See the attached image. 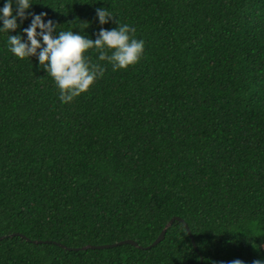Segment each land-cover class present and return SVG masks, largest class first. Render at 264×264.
<instances>
[{"label": "trees", "instance_id": "16d2710c", "mask_svg": "<svg viewBox=\"0 0 264 264\" xmlns=\"http://www.w3.org/2000/svg\"><path fill=\"white\" fill-rule=\"evenodd\" d=\"M32 3L89 36L109 7L144 54L62 103L36 57L0 34V264L264 258V0ZM172 216L196 249L178 220L149 248L58 244L144 247Z\"/></svg>", "mask_w": 264, "mask_h": 264}, {"label": "clouds", "instance_id": "9594fccd", "mask_svg": "<svg viewBox=\"0 0 264 264\" xmlns=\"http://www.w3.org/2000/svg\"><path fill=\"white\" fill-rule=\"evenodd\" d=\"M32 0H3L0 5V34L6 35L5 48L20 59L36 57L56 85L60 102H71L86 92L96 79L103 76L107 66L124 69L134 65L144 54V40L137 38L136 28L121 22L109 7L95 8L101 25L94 36L72 27L58 28L44 11H30ZM116 17L115 27L105 28L106 22ZM27 26L23 21L29 18ZM19 18V23H18ZM87 26V24H86ZM85 26V27H86ZM84 27V28H85ZM20 28L12 34L11 30ZM89 50L95 53L90 58ZM264 247V243L260 245ZM214 264H264V258L245 262L240 258L216 261Z\"/></svg>", "mask_w": 264, "mask_h": 264}, {"label": "water", "instance_id": "95a60500", "mask_svg": "<svg viewBox=\"0 0 264 264\" xmlns=\"http://www.w3.org/2000/svg\"><path fill=\"white\" fill-rule=\"evenodd\" d=\"M174 220H178L180 221L183 225H184V228L191 240V243H192V246L194 249H196V245L194 243V240H193V237L191 235V232L188 228V225L187 223L179 216H172L165 224L164 226L162 227V229L160 230L159 234L157 235V237L148 245L142 247L140 245H138L134 240L132 239H129V238H126V239H122V240H119V241H116V242H113V243H105V244H87V245H84L82 247H68V246H65L63 244H60L58 243L60 246L64 247L65 249H87V248H92V249H101V248H107V247H111V246H116V245H119V244H123V243H129V244H132L134 246H137L138 248H149L151 246H154L156 243H158L164 236L165 234V231L167 229V227L174 221ZM12 235H19V236H23L21 233H12L10 234V236ZM1 238V237H0ZM26 240L28 241H32L33 243H38V242H42V240H36V239H29V238H25ZM200 264H201V258H200Z\"/></svg>", "mask_w": 264, "mask_h": 264}]
</instances>
